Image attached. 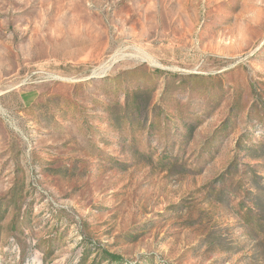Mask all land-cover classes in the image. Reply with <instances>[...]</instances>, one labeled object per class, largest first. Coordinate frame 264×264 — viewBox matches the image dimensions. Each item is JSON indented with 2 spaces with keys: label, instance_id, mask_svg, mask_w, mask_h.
<instances>
[{
  "label": "rangeland",
  "instance_id": "rangeland-1",
  "mask_svg": "<svg viewBox=\"0 0 264 264\" xmlns=\"http://www.w3.org/2000/svg\"><path fill=\"white\" fill-rule=\"evenodd\" d=\"M0 264H264V0H0Z\"/></svg>",
  "mask_w": 264,
  "mask_h": 264
},
{
  "label": "trees",
  "instance_id": "trees-1",
  "mask_svg": "<svg viewBox=\"0 0 264 264\" xmlns=\"http://www.w3.org/2000/svg\"><path fill=\"white\" fill-rule=\"evenodd\" d=\"M106 258L110 261V262H114V263H119L121 261V257L117 256L115 254L112 253H107L106 254Z\"/></svg>",
  "mask_w": 264,
  "mask_h": 264
}]
</instances>
